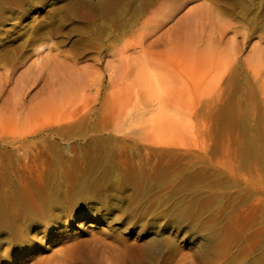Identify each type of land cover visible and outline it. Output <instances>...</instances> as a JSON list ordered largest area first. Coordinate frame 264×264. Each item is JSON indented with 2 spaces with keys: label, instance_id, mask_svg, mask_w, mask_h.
Here are the masks:
<instances>
[{
  "label": "rangeland",
  "instance_id": "374dc122",
  "mask_svg": "<svg viewBox=\"0 0 264 264\" xmlns=\"http://www.w3.org/2000/svg\"><path fill=\"white\" fill-rule=\"evenodd\" d=\"M263 82L264 0H0V264H264Z\"/></svg>",
  "mask_w": 264,
  "mask_h": 264
},
{
  "label": "bare ground",
  "instance_id": "6f19581e",
  "mask_svg": "<svg viewBox=\"0 0 264 264\" xmlns=\"http://www.w3.org/2000/svg\"><path fill=\"white\" fill-rule=\"evenodd\" d=\"M223 32V31H222ZM224 32H225V30H224ZM221 33V36H218L219 38H217L216 39V41L217 40H220L221 38L220 37H222L223 35L225 36V34L226 33ZM223 34V35H222ZM197 35V34H196ZM200 37V36H199ZM195 38H197V40L195 39L194 41L196 42H199V44H202L201 42L204 40H200L198 37H196L195 36ZM201 38V37H200ZM192 39V38H191ZM190 39V40H191ZM199 39V40H198ZM202 39V38H201ZM208 39V38H207ZM213 39V38H212ZM212 39H209L210 41L212 40ZM189 40V41H190ZM192 42H194L193 40H191ZM201 41V42H200ZM210 41H208V43L210 42ZM215 41V42H216ZM222 41H224V39L222 38ZM192 42H190V43H192ZM204 42V41H203ZM212 42V41H211ZM218 42V41H217ZM220 42V41H219ZM207 43V47L209 46V44ZM222 43V42H221ZM195 44V45H194ZM194 44H191L192 45V47L190 46V44H188L190 47H191V49L192 48H194V49H196L195 47H193V46H196V44H198V43H194ZM213 44V43H212ZM220 44V43H219ZM214 45V44H213ZM217 45V44H216ZM189 46L187 47V48H189ZM197 46H199V45H197ZM212 46V45H211ZM206 47V46H205ZM207 47L206 48H204L205 50L207 49ZM233 47V46H232ZM236 47H237V45H236ZM199 48V47H198ZM238 48V47H237ZM190 49V48H189ZM188 49V50H189ZM194 49H192V50H194ZM233 49H235V48H233ZM209 50V49H208ZM234 52H235V50H234ZM237 52V51H236ZM236 55V54H235ZM259 58H261V57H259ZM262 59V58H261ZM262 61H263V59L261 60V64H262ZM244 64H245V66H246V68H248V70L250 69V67H248L249 66V63H248V61L247 60H245L244 61ZM260 64V63H259ZM253 76H255V75H253ZM258 76V75H257ZM257 76H256V78H257ZM62 79H64L65 80V78H62ZM64 80H63V82H64ZM68 80V79H67ZM69 81V80H68ZM60 83V82H59ZM264 83V82H263ZM60 84H64V83H60ZM263 85V84H262ZM264 87V86H263ZM263 94V93H262ZM230 154V153H229ZM11 209V208H10ZM18 216V215H17ZM13 218V217H12ZM8 221H9V212H8V209L6 208V206H3V205H1L0 204V225H2L3 227H5L6 225H7V223H8ZM12 221H14V220H12ZM13 225H14V222H13ZM15 226V225H14ZM8 227V226H7ZM15 227H13V229H14ZM11 231V230H10ZM9 231V232H10ZM16 231V230H15ZM2 233V232H1ZM6 233V232H5ZM8 234V233H7ZM16 234H17V232H16ZM9 235V234H8ZM20 235V237H21V234H19ZM10 236V235H9ZM8 236V237H9ZM12 236V235H11ZM4 238V237H3ZM5 238H6V236H5ZM2 239V238H1ZM21 239V238H20ZM22 240V239H21ZM21 240H19V241H21ZM109 262V261H108Z\"/></svg>",
  "mask_w": 264,
  "mask_h": 264
}]
</instances>
